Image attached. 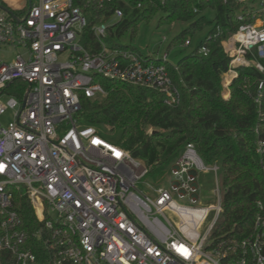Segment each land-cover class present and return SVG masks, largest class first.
Masks as SVG:
<instances>
[{
	"label": "built area",
	"instance_id": "2783aa9c",
	"mask_svg": "<svg viewBox=\"0 0 264 264\" xmlns=\"http://www.w3.org/2000/svg\"><path fill=\"white\" fill-rule=\"evenodd\" d=\"M109 1L25 0L15 10L0 0V47L17 49L10 62L0 57V118L13 111L10 122L0 120V264H39L30 237L42 239L44 264H264V199L255 203L247 236L212 238L222 212L220 167L205 162L192 143L172 161L170 176L143 192L136 183L148 173L145 161L110 141V126L78 123L80 95H106L97 76L156 90L166 105L179 101L166 55L105 44L121 8L114 9L112 23L90 27L97 50L80 43L86 10ZM235 1L246 10L222 42L230 60L221 91L239 67L264 71V0ZM15 83L19 98L2 99ZM255 152L264 173V140ZM200 176L212 182L214 204L197 205ZM16 198L30 209L32 231L22 227Z\"/></svg>",
	"mask_w": 264,
	"mask_h": 264
},
{
	"label": "trees",
	"instance_id": "16d2710c",
	"mask_svg": "<svg viewBox=\"0 0 264 264\" xmlns=\"http://www.w3.org/2000/svg\"><path fill=\"white\" fill-rule=\"evenodd\" d=\"M115 8H121L123 16L106 30L104 42L109 47L137 52L130 44L118 42L127 29H130L131 40L138 23L148 21L156 13L161 15L158 25L190 22L170 40L167 49L176 44L183 46L186 40L188 46L197 31L209 24L212 28L176 64L164 61L179 92L177 104H164L162 94L156 90L97 76L94 81L101 84L106 95L101 99L80 95L78 123L96 127L109 125L119 130L114 141L133 157L143 159L148 166L147 174L164 171L185 145L192 143L205 162L217 163L220 167L222 212L211 237L239 239L247 236L256 212L255 203L264 199V173L255 152L256 142L264 140V71L253 66L239 67L237 77L229 85L228 97L226 89L222 91L226 98L221 95L222 74L230 60L222 42L236 31L240 24L237 15L245 12L246 5L235 0L92 3L86 10L87 25L79 38L89 51L97 50L99 45L90 27L108 21ZM206 10L210 11V18L203 13ZM202 47L207 49L206 54L199 52ZM261 63L264 67V60ZM260 82L262 86L258 89ZM258 90L260 95L256 100ZM14 208L22 227L32 231L34 218L27 205L16 198ZM29 242L37 262L44 264L47 255L42 239L30 237Z\"/></svg>",
	"mask_w": 264,
	"mask_h": 264
},
{
	"label": "rangeland",
	"instance_id": "374dc122",
	"mask_svg": "<svg viewBox=\"0 0 264 264\" xmlns=\"http://www.w3.org/2000/svg\"><path fill=\"white\" fill-rule=\"evenodd\" d=\"M11 6H17L20 4V0H5ZM207 17L210 18V11L206 10L203 12ZM160 13H156L148 21H140L138 23V29L135 36L130 40L129 34L130 29H127L124 34V38L119 41V44H130L137 49V52L141 55H149L153 58H162L166 55V60L171 64H176L177 60L182 56L188 54L194 47L196 42L203 36L207 35L208 31L212 28V24L206 25L202 30L197 31L190 40V44L186 45H173L170 49H167V45L170 40L183 28L187 27L190 22H173L171 24H160L158 25V19ZM113 19L110 18L108 23H112ZM17 49L11 47H0V57L5 62H10L13 60ZM18 83L12 84L8 89L5 90L4 94L1 96L2 99L8 96H13L19 98L16 87ZM22 93V92H21ZM228 95V94H227ZM13 111L7 110L0 118L3 125L7 124L12 120ZM109 126V125H108ZM111 127V126H110ZM112 128L114 131L113 135L108 139L113 141L115 137L118 136L119 130ZM170 176V166L164 171L156 172L155 174H146L136 183V187L143 191L149 192L150 188L148 184H157L163 178L166 179ZM167 184V183H165ZM199 184V199L197 202L198 206H208L215 203L214 195L211 193L212 182H206L202 180V176L198 179ZM222 190H220L221 192ZM178 203L182 204L184 201L178 200Z\"/></svg>",
	"mask_w": 264,
	"mask_h": 264
},
{
	"label": "crops",
	"instance_id": "0c3cea01",
	"mask_svg": "<svg viewBox=\"0 0 264 264\" xmlns=\"http://www.w3.org/2000/svg\"><path fill=\"white\" fill-rule=\"evenodd\" d=\"M5 3H7L5 0H3ZM20 2V4H18L17 6H11V5H9L8 3V5L9 6H11L13 9H20V8H22L23 6H24V4H25V0H20L19 1ZM223 91V90H222ZM222 91H221V94H222ZM227 92H228V95H229V89L227 90ZM228 95L226 96V97H228Z\"/></svg>",
	"mask_w": 264,
	"mask_h": 264
}]
</instances>
